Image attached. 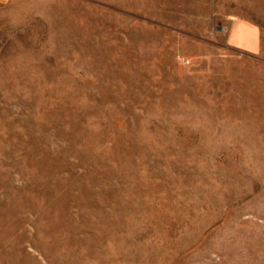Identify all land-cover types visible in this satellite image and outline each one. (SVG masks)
Returning a JSON list of instances; mask_svg holds the SVG:
<instances>
[{"label": "rangeland", "instance_id": "1", "mask_svg": "<svg viewBox=\"0 0 264 264\" xmlns=\"http://www.w3.org/2000/svg\"><path fill=\"white\" fill-rule=\"evenodd\" d=\"M0 264H264V0H0Z\"/></svg>", "mask_w": 264, "mask_h": 264}]
</instances>
